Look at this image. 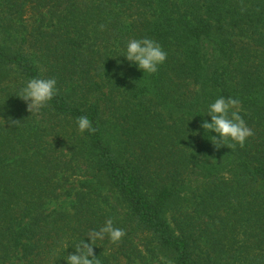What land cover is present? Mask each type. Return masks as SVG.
Segmentation results:
<instances>
[{"label":"trees","instance_id":"trees-1","mask_svg":"<svg viewBox=\"0 0 264 264\" xmlns=\"http://www.w3.org/2000/svg\"><path fill=\"white\" fill-rule=\"evenodd\" d=\"M145 37L167 53L151 75L123 57ZM35 77L59 89L38 115L18 98ZM221 96L254 132L243 148L201 128ZM0 118L20 121H0V264H66L109 218L126 235L96 241L100 264H145L142 236L173 264H264V0H0ZM69 184L72 211L48 212Z\"/></svg>","mask_w":264,"mask_h":264},{"label":"clouds","instance_id":"clouds-1","mask_svg":"<svg viewBox=\"0 0 264 264\" xmlns=\"http://www.w3.org/2000/svg\"><path fill=\"white\" fill-rule=\"evenodd\" d=\"M99 27L103 31L105 25ZM123 57L138 70L151 75L157 73L159 66L167 59V53L157 41L145 37L129 40ZM58 92L55 78L35 77L28 80L20 89L18 98L26 104L28 113L38 115L42 109L50 107V101L58 95ZM207 116L211 117V123L205 121L201 124V128L208 133H215L211 136V144L217 150L222 147L231 150H235L237 146L243 148L248 138L254 135L253 130L240 114L238 99L223 96L215 99L208 107ZM0 121H3L4 125L8 124L9 127L20 122L11 118L7 120L0 118ZM76 124L81 134L85 131L90 134L96 131L87 116L78 117ZM125 235V231L115 227L113 220L109 218L98 230H92L87 234L89 242L81 240L75 245V254L66 256V264H100V260L93 252L96 241L107 238L111 244L118 245ZM168 264L171 262L169 261Z\"/></svg>","mask_w":264,"mask_h":264},{"label":"rangeland","instance_id":"rangeland-1","mask_svg":"<svg viewBox=\"0 0 264 264\" xmlns=\"http://www.w3.org/2000/svg\"><path fill=\"white\" fill-rule=\"evenodd\" d=\"M241 110V109H240ZM115 137H113L114 140ZM207 168L208 170H210L212 173H216L217 175H224L225 174V169L224 166L222 165V161L220 162V160L218 158H212L208 163H207ZM207 168H205V171H208ZM209 172V171H208ZM204 172H196L192 178H190L189 183L187 185V188L185 190V192H183L181 194V196L179 197L180 199V203L182 205H185L187 203L191 204L189 200V195L192 191V189L201 182V180L203 179ZM75 181L73 183V186L75 188H79L81 186L84 185V183L86 182V179L82 176H74L71 178L70 180ZM70 182V183H71ZM95 182L94 180L92 181V183ZM87 184V183H86ZM70 184L63 188L62 191V195H60L57 199L51 200L47 203L45 209L50 212V211H55V212H71L72 211V205H73V198L72 195L69 193L68 195H66V191H70ZM88 188L91 189L90 192L92 193H96L97 192H102L104 193L103 189H100L99 187H95L94 185L89 184ZM147 237H140L139 239H134L133 241V245L137 247L138 251H142L143 253V257L146 260H141V262L145 261V264H168V262L170 261L171 264H173V255L168 254V253H164V252H159V257H154L153 254H151L150 252L147 251L146 249V245H147ZM149 247V246H148ZM152 247V246H151Z\"/></svg>","mask_w":264,"mask_h":264}]
</instances>
